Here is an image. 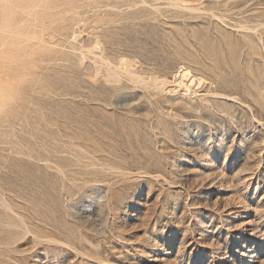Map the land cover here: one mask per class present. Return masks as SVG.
Here are the masks:
<instances>
[{"label": "rangeland", "instance_id": "1", "mask_svg": "<svg viewBox=\"0 0 264 264\" xmlns=\"http://www.w3.org/2000/svg\"><path fill=\"white\" fill-rule=\"evenodd\" d=\"M29 2L0 33V264H264V0Z\"/></svg>", "mask_w": 264, "mask_h": 264}, {"label": "bare ground", "instance_id": "2", "mask_svg": "<svg viewBox=\"0 0 264 264\" xmlns=\"http://www.w3.org/2000/svg\"><path fill=\"white\" fill-rule=\"evenodd\" d=\"M22 0H0V33H4V32H7V31H10L11 30V28H12V17H14V18H16L15 16H13V14H14V10H11V9H13V7H11V6H16L17 5V3H19V2H21ZM29 1V0H28ZM31 2H33L31 5L33 6V7H35V8H39V7H42V5H43V3H44V0H31ZM31 2H29V3H31ZM46 3H47V1H46ZM27 4V3H26ZM48 4H50V3H48ZM30 4H29V6H30V12H31V6ZM8 6H10L9 8H8ZM18 7V6H17ZM16 7V8H17ZM32 7V8H33ZM54 7H55V5H54ZM46 8V7H45ZM23 9H25V8H23ZM34 9V8H33ZM46 9H48V8H46ZM51 9V8H50ZM49 9V10H50ZM53 9V8H52ZM56 9V8H55ZM17 10V9H16ZM15 10V11H16ZM39 10V9H38ZM29 11V10H28ZM35 11H37V10H35ZM40 11V10H39ZM42 11V10H41ZM44 11V10H43ZM60 11H62V10H60ZM45 12H48V11H45ZM25 13V12H24ZM49 14H50V12H48ZM52 13V12H51ZM19 14V13H18ZM21 14H23V13H21ZM26 14H27V12H26ZM31 14H32V12H31ZM38 14H40V13H37V15ZM53 14H54V12H53ZM55 14H58V12L56 13L55 12ZM55 14H54V16H55ZM61 13H59L58 15H60ZM29 15H30V13H29ZM28 15V16H29ZM36 15V16H37ZM44 15V14H43ZM47 15V14H46ZM46 15H45V17H46ZM57 15V16H58ZM61 15H63V14H61ZM23 16V15H22ZM22 16H20V17H22ZM33 15H31V17H32ZM25 17V16H24ZM35 17V16H34ZM43 17V16H42ZM58 17H60V16H58ZM57 17V18H58ZM26 18V17H25ZM33 18V17H32ZM37 18H39V16L37 17ZM17 19H18V17H17ZM16 19V20H17ZM44 19V18H43ZM14 20V19H13ZM21 21H22V19H20ZM19 20V21H20ZM27 20V19H26ZM37 20H39V19H37ZM40 20H41V18H40ZM54 20H56V18H54ZM29 21H30V19H29ZM43 21H45V20H43ZM23 22V21H22ZM16 23V22H15ZM18 23V22H17ZM47 23H51V21L50 22H47ZM46 24V23H45ZM44 24V25H45ZM42 25V24H41ZM51 25V24H50ZM49 25V26H50ZM17 26V25H16ZM19 26V25H18ZM17 26V27H18ZM15 27V26H14ZM26 27V26H25ZM25 27H23V25H22V29L24 28V29H26ZM39 27V26H38ZM48 27V26H47ZM56 27V26H55ZM37 28V27H36ZM49 28V27H48ZM47 28V29H48ZM53 28V27H52ZM16 29V28H15ZM19 29H21V28H19ZM23 29V30H24ZM39 29V28H38ZM42 29V28H41ZM23 30H21V31H23ZM34 30H37V29H34ZM40 30V29H39ZM54 30V29H53ZM53 30H51V31H53ZM61 30V29H60ZM50 31V32H51ZM28 32V31H27ZM58 32H60V31H58ZM57 32V33H58ZM24 33V32H23ZM29 33H30V31H29ZM39 33H40V31H39ZM39 33H36V34H34V35H36V37H37V34H39ZM56 33V32H55ZM16 34H17V32H16ZM26 34V33H25ZM42 34H43V32H42ZM10 35V34H9ZM18 35V34H17ZM52 35H54V34H52ZM6 36V35H5ZM13 36V35H12ZM44 36V35H43ZM46 36V35H45ZM55 36H56V34H55ZM31 37V36H30ZM39 37H40V35H39ZM39 37H37V39L39 38ZM5 38V37H4ZM8 38H10L11 39V37H8ZM7 38V39H8ZM13 38V37H12ZM25 38V37H24ZM27 38V37H26ZM29 38V37H28ZM52 38V37H51ZM17 39V38H16ZM21 39V38H20ZM23 39V38H22ZM30 39V38H29ZM31 39H33V38H31ZM30 39V40H31ZM35 39V38H34ZM41 39H43L42 38V36H41ZM53 39V38H52ZM3 40H5V39H3ZM3 40H2V42H3ZM26 40V39H25ZM57 40H60V39H57ZM1 41V40H0ZM13 41H16V40H10L9 42H12V44H13ZM18 41V40H17ZM16 41V42H17ZM35 41V40H34ZM54 41H55V39H54ZM31 42V41H30ZM15 43V42H14ZM19 43V42H18ZM48 43V42H47ZM59 43H61V42H59ZM5 44V43H4ZM3 44V45H4ZM6 44H7V42H6ZM6 44L4 45V46H6ZM11 44V43H10ZM33 44V43H32ZM9 45V44H8ZM15 45H17V44H15ZM29 45V44H28ZM2 46V45H1ZM23 46V45H22ZM95 46V45H94ZM21 47V46H20ZM20 47H18V48H20ZM1 49V48H0ZM42 49V48H41ZM58 50V49H57ZM55 51H56V49H55ZM55 51H53V54H54V52ZM48 52H50V51H48ZM61 52V51H60ZM82 52H84V51H82ZM58 53H59V51H58ZM93 53H95V50H93ZM92 53V54H93ZM4 54V53H3ZM8 54H9V52H8ZM7 54V55H8ZM12 54H13V52H12ZM42 53H40L39 54V56L41 55ZM43 54H47L46 52L45 53H43ZM52 54V55H53ZM56 55H57V53H55ZM84 54H86V53H84ZM83 54V55H84ZM96 54V53H95ZM0 55H2V54H0ZM38 55V54H37ZM48 55V54H47ZM51 55V54H50ZM97 55V54H96ZM99 55H101V54H99ZM36 56V55H35ZM45 56V55H44ZM66 55H64V57H65ZM2 58H3V55L1 56ZM7 57V56H6ZM42 57V56H41ZM49 57V56H48ZM51 57V56H50ZM96 57V56H95ZM102 57V56H101ZM104 57V56H103ZM102 57V58H103ZM24 58H26L25 56H24ZM44 58H46V57H44ZM52 58H54L55 59V57L53 56ZM62 58V57H61ZM94 58V57H93ZM99 58V57H98ZM97 58V59H98ZM1 59V58H0ZM7 59V58H6ZM28 59V58H27ZM48 59H50V58H48ZM57 59V58H56ZM105 59V58H104ZM5 60V59H4ZM57 60H59V59H57ZM57 60H55V61H57ZM108 60V59H107ZM24 61V60H23ZM50 61H51V59H50ZM60 61V60H59ZM93 61V60H92ZM95 61H98V60H94V63H95V65H97V67H98V65L99 64H97L98 62H95ZM103 61V60H102ZM42 62V61H41ZM45 62H48V61H45ZM54 62V61H53ZM83 62V61H82ZM101 62V61H100ZM13 63H15V62H13ZM49 63V62H48ZM110 63V62H109ZM4 65L5 64H8V62H6V63H3ZM12 64V63H11ZM45 63H43V65H44ZM82 64V63H81ZM91 64V63H90ZM100 64H103L102 62L100 63ZM106 64V63H105ZM105 64H104V66H105ZM108 64V63H107ZM47 65V64H46ZM46 65H44V66H46ZM109 65V64H108ZM112 65V64H111ZM3 66V65H2ZM11 66V65H10ZM15 65H13L12 67H14ZM26 66V65H25ZM44 66L42 67V68H44ZM48 66V65H47ZM101 66V65H100ZM103 66V65H102ZM100 67L101 69L104 67ZM110 66V65H109ZM115 66V65H114ZM113 66V67H114ZM122 66V65H121ZM127 66V65H126ZM23 67V66H22ZM83 67V66H82ZM110 67H112V66H110ZM124 67V66H123ZM123 67H121V68H123ZM11 68V67H10ZM46 68V67H45ZM89 68H91V67H89ZM99 68V67H98ZM117 68V67H116ZM120 67H118V69H119ZM127 68V67H126ZM3 69H6L5 68V66L3 67ZM107 69V68H106ZM106 69H102V70H106ZM111 69V68H110ZM114 71L113 72H116V70H115V68H112ZM111 69V70H112ZM128 69V68H127ZM16 70V69H15ZM87 70V69H86ZM125 70V69H124ZM130 70V69H129ZM10 72V71H9ZM15 72H17V71H15ZM104 72V71H103ZM127 72V71H126ZM18 73V72H17ZM96 73V72H95ZM98 73V72H97ZM129 73V72H128ZM18 75V74H17ZM90 75V74H89ZM101 75H102V77H103V73H101ZM118 75H119V73H118ZM92 76V75H91ZM96 76V75H95ZM94 76V77H95ZM104 76H106L107 77V75H104ZM119 76H121V75H119ZM133 75H131V77H132ZM110 77V75H108V77L107 78H109ZM115 77V76H114ZM134 77V76H133ZM136 77V76H135ZM134 77V78H135ZM95 78H99L98 76L97 77H95ZM95 78H94V80H95ZM199 78V77H198ZM105 79V78H104ZM110 79V78H109ZM137 79V78H136ZM201 79V78H200ZM114 80H116V78L114 79ZM118 80V79H117ZM121 80V79H120ZM119 80V81H120ZM133 80H135V79H133ZM132 80V81H133ZM175 80V79H174ZM191 80V81H190ZM96 81H97V79H96ZM106 81V80H105ZM109 81H111V80H108V82ZM113 81V80H112ZM168 81V80H167ZM179 84L181 85V84H183V85H185L186 86V90H191V88L189 87V85H188V81H190L191 83H193L194 81H195V79L193 78V75H192V73H191V71L189 70V69H183V70H180V72H179ZM198 81V80H197ZM200 81V80H199ZM164 82V81H163ZM162 82V84H164V83H166V82H164L163 83ZM174 82V81H173ZM176 82V81H175ZM203 82V81H202ZM42 83V82H41ZM40 83V84H41ZM114 83V82H113ZM157 85H160L159 83H157ZM202 85V84H201ZM31 86L33 87V85L31 84ZM39 86V85H38ZM179 86V85H178ZM31 88V87H30ZM36 88V87H35ZM38 88V87H37ZM37 88H36V91H37ZM45 88V87H44ZM195 90V89H194ZM44 91V90H43ZM34 92V91H33ZM193 92V91H192ZM195 92V91H194ZM193 92V93H194ZM38 93V92H37ZM49 93V92H48ZM189 93H190V91H189ZM189 93H188V95H189ZM192 93V94H193ZM23 98V97H22ZM26 99V98H25ZM31 99V98H30ZM22 102H23V100H21ZM29 101H31V100H29ZM18 102V101H17ZM21 103V102H20ZM20 103L18 104L19 106H21L20 105ZM16 104V105H17ZM22 104V103H21ZM11 108V107H10ZM9 108V109H10ZM15 108V107H14ZM15 110V109H14ZM11 112H13V111H11ZM11 114H13L14 115V113H11ZM15 116V115H14ZM13 116V117H14ZM7 206V205H6Z\"/></svg>", "mask_w": 264, "mask_h": 264}]
</instances>
